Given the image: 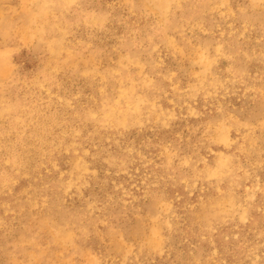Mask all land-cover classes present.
<instances>
[{
	"label": "rangeland",
	"instance_id": "rangeland-1",
	"mask_svg": "<svg viewBox=\"0 0 264 264\" xmlns=\"http://www.w3.org/2000/svg\"><path fill=\"white\" fill-rule=\"evenodd\" d=\"M0 264H264V0H0Z\"/></svg>",
	"mask_w": 264,
	"mask_h": 264
}]
</instances>
